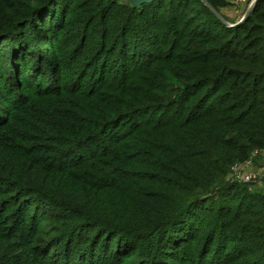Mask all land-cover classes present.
<instances>
[{
  "label": "trees",
  "instance_id": "16d2710c",
  "mask_svg": "<svg viewBox=\"0 0 264 264\" xmlns=\"http://www.w3.org/2000/svg\"><path fill=\"white\" fill-rule=\"evenodd\" d=\"M228 6L0 0V264H264V195L227 180L264 151V0Z\"/></svg>",
  "mask_w": 264,
  "mask_h": 264
},
{
  "label": "rangeland",
  "instance_id": "374dc122",
  "mask_svg": "<svg viewBox=\"0 0 264 264\" xmlns=\"http://www.w3.org/2000/svg\"><path fill=\"white\" fill-rule=\"evenodd\" d=\"M120 3H130L132 6L130 0H119ZM229 6L225 9H222L220 11L221 15H223L228 21L232 23H238L241 21V18L250 11L248 6L242 5L238 2H229ZM219 13V15H220ZM87 80H94L93 76L89 77ZM87 84H85L86 86ZM260 157L254 156L253 159L250 162H246L244 164L240 165H233L230 168V173L228 175L227 180L230 182H237V184L240 185H248L249 190L254 193H261L264 195V151L261 152ZM245 174H254L256 175L255 179H252L248 183L242 182L243 175ZM228 201H230L229 198H221L216 203L212 202L208 204L209 208H215L218 204H227ZM231 202V201H230ZM237 205L236 201L231 202V209H233ZM203 230L204 228H200ZM92 234V230H89ZM147 242L141 241L139 243L140 248L143 247L142 245H147ZM143 250V249H142ZM145 250V249H144ZM193 251V250H192ZM191 252V251H190ZM95 261L89 262L86 260L85 257L77 255H66L65 257H61V261H64L63 263L66 264H143V261H139L141 258L135 256V254H131L128 256H120L119 261H114L112 259L113 254V245L109 244L105 246L104 244H99V246L95 249ZM137 253V252H136ZM144 253H147V250L144 251ZM54 254H51L50 256H53ZM137 255V254H136ZM193 255L190 253V256ZM176 258H170V256H161V258L158 256L157 260L155 262H152V264H194V262H190L188 258H184V256L178 254L175 256ZM213 253L210 252L206 255V257L200 261V264H213L215 260H213ZM145 259V258H144ZM145 261V260H144ZM145 263H148L147 261ZM60 264H62L60 262ZM149 264H151L149 262Z\"/></svg>",
  "mask_w": 264,
  "mask_h": 264
},
{
  "label": "built area",
  "instance_id": "2783aa9c",
  "mask_svg": "<svg viewBox=\"0 0 264 264\" xmlns=\"http://www.w3.org/2000/svg\"><path fill=\"white\" fill-rule=\"evenodd\" d=\"M225 1H229V2H238V3H240V4H242V5H246V6H248V8H250L253 4H254V2L256 1V0H225ZM244 17H245V15L241 18V20L242 19H244ZM250 162V161H249ZM256 178V175H252V174H245V175H243V179H242V182H243V184L244 183H248V182H250L252 179H255ZM237 183V182H236Z\"/></svg>",
  "mask_w": 264,
  "mask_h": 264
},
{
  "label": "water",
  "instance_id": "95a60500",
  "mask_svg": "<svg viewBox=\"0 0 264 264\" xmlns=\"http://www.w3.org/2000/svg\"><path fill=\"white\" fill-rule=\"evenodd\" d=\"M153 1H156V0H130V2H131V4H132V7H133V8H140L142 5H144V4H148V3H151V2H153ZM256 1H257V0H256ZM256 1L254 2V4L256 3ZM254 4L249 8L250 11L252 10ZM250 11H249V12H250ZM249 12H247V13L245 14L244 19L247 17V15L249 14ZM244 19H242L241 21H239L238 24L242 23ZM238 24H237V25H238Z\"/></svg>",
  "mask_w": 264,
  "mask_h": 264
}]
</instances>
